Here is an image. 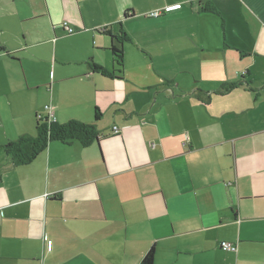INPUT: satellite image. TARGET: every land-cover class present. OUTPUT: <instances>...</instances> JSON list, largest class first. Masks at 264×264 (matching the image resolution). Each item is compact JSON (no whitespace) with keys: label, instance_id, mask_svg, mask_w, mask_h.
Listing matches in <instances>:
<instances>
[{"label":"crops","instance_id":"crops-1","mask_svg":"<svg viewBox=\"0 0 264 264\" xmlns=\"http://www.w3.org/2000/svg\"><path fill=\"white\" fill-rule=\"evenodd\" d=\"M28 1L26 20L48 27L0 44V264H141L153 246L154 264H264V0ZM43 44L53 68L40 58L25 76L17 53ZM77 79L80 102L56 86ZM96 89L114 93L111 125L88 117ZM50 112L99 139L16 165L4 145Z\"/></svg>","mask_w":264,"mask_h":264},{"label":"rangeland","instance_id":"rangeland-1","mask_svg":"<svg viewBox=\"0 0 264 264\" xmlns=\"http://www.w3.org/2000/svg\"><path fill=\"white\" fill-rule=\"evenodd\" d=\"M28 2V0H0V44L1 42H5L7 39H12L15 43H17V45H23V43H25L26 37L24 33L27 34L28 42H31L33 39H37L40 36L38 34V28L41 29V27H48L46 23L47 18L34 21L26 20L31 18L29 14L31 10L29 8ZM30 31L31 35L29 34ZM75 49V44H71L69 40H63L60 42L58 52L61 56H65L73 53ZM50 51H52L51 47H49L47 44H43L41 46L28 48L27 50L17 53L21 60V71L23 70L22 73L27 76V65L35 63L40 58L44 59L45 65H49L51 62L52 64L50 67L53 68L55 57L50 54ZM80 84L81 81L77 79L67 82H59L56 86L58 89L62 88V90L68 92V96L73 97L75 102H80L82 100L78 94L80 93V90H74L69 93V91H71V87H76ZM99 90L101 89H96L95 91L92 90L90 92V97L91 99H97L101 103V106L94 105L92 110L89 111L88 117L91 119V121H94L96 116L95 107H97L99 108V114L101 116L100 123L102 125H111L114 113L111 99L114 97V95H112L114 93L98 92ZM29 92V97L26 96L24 100H32L35 96L34 94H37V91L34 90ZM58 95H64V93H60Z\"/></svg>","mask_w":264,"mask_h":264},{"label":"trees","instance_id":"trees-1","mask_svg":"<svg viewBox=\"0 0 264 264\" xmlns=\"http://www.w3.org/2000/svg\"><path fill=\"white\" fill-rule=\"evenodd\" d=\"M204 10L219 14L216 7L207 6ZM127 15L129 12H126ZM120 26V24H118ZM107 34L113 39L110 50L119 67L123 65V43L129 40L126 32L119 28L118 33L107 30ZM95 70H102L97 65H93ZM107 72V71H106ZM105 70L102 73H106ZM108 75L113 73L107 72ZM237 87V83L223 84L218 92H226ZM100 118L99 110L96 109V119ZM36 135L23 134L18 139L8 142L4 145V149L16 165H25L31 163L39 154L47 149L49 144L54 141H60L65 144H71L79 141L83 146H88L99 139L100 132L96 125L87 124L77 119H71L65 123L52 121L48 116L37 115L36 119ZM155 263L154 246L148 251L141 264Z\"/></svg>","mask_w":264,"mask_h":264},{"label":"built area","instance_id":"built-area-1","mask_svg":"<svg viewBox=\"0 0 264 264\" xmlns=\"http://www.w3.org/2000/svg\"><path fill=\"white\" fill-rule=\"evenodd\" d=\"M160 14H161L160 10H155V11L150 13V15L153 16V17H158ZM63 26L65 27L66 31L69 34L74 32V29L72 27H70L67 22L63 23ZM46 108L49 109V106L47 105ZM47 116L53 122L56 121V118H55L53 113L50 112ZM113 132L115 134H118L120 132V129L117 126H114L113 127ZM45 241L47 242V249L51 250L52 246H53V241L51 239H49L47 236H45ZM221 249L227 250V251H236L237 250V245L234 244V243H231V242H223L221 244Z\"/></svg>","mask_w":264,"mask_h":264}]
</instances>
